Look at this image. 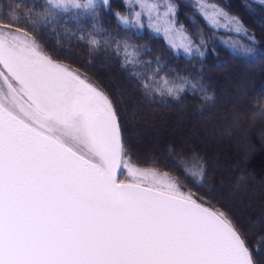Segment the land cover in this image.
<instances>
[{"label":"snow or ice","instance_id":"6c2138e0","mask_svg":"<svg viewBox=\"0 0 264 264\" xmlns=\"http://www.w3.org/2000/svg\"><path fill=\"white\" fill-rule=\"evenodd\" d=\"M51 3L96 7V0ZM137 3L149 28L191 52V41L175 28V5L165 0L161 16L158 5ZM210 7L200 11L213 25L223 16L236 32H247L236 17ZM135 16L139 24L141 12ZM21 32L27 36L0 21V264H254L227 214L176 182L138 181L156 173L124 157L120 117L108 95L41 54ZM161 91L177 95L183 87ZM122 169L128 182L119 178ZM192 174L202 178L203 169Z\"/></svg>","mask_w":264,"mask_h":264},{"label":"trees","instance_id":"16d2710c","mask_svg":"<svg viewBox=\"0 0 264 264\" xmlns=\"http://www.w3.org/2000/svg\"><path fill=\"white\" fill-rule=\"evenodd\" d=\"M131 1L65 10L51 0H0V21L25 29L44 54L107 94L120 117L124 157L167 173L227 214L254 264H264V0H167L199 46L193 55L175 51ZM207 2L247 32L214 27L200 11ZM176 86L183 91L162 94ZM201 168L202 178L192 174Z\"/></svg>","mask_w":264,"mask_h":264},{"label":"rangeland","instance_id":"374dc122","mask_svg":"<svg viewBox=\"0 0 264 264\" xmlns=\"http://www.w3.org/2000/svg\"><path fill=\"white\" fill-rule=\"evenodd\" d=\"M207 1H209V0H207ZM78 2H80V0H78ZM131 2H133V3H136V4H139V3H137V0H135V1H131ZM144 2H145V4L146 5H151V4H156V5H158V8H159V13H160V15L162 16L163 15V13H164V11L166 10V7H167V4L165 3V2H160V0H144ZM210 2V1H209ZM209 4V5H208ZM140 5V4H139ZM211 5H216L217 7H219L217 4H215V3H208L207 2V4L205 5V7H206V10H208V11H211ZM61 6H63V7H65L64 5H61ZM69 6H72L71 4H68L66 7H69ZM220 8V7H219ZM143 11H144V14L147 16L148 14H147V11L145 10V9H143ZM141 12V11H140ZM141 15H142V12H141ZM141 17V16H140ZM139 17V18H140ZM149 17V16H148ZM150 19V18H149ZM168 19H173V16L170 14L169 15V17H168ZM174 19H175V28L176 29H178V30H181L182 32H183V35L184 36H186L187 38H188V40H190L191 41V44H190V47H191V52H185L182 48H180V49H178V48H173L170 44H169V42H168V38L164 35V33H163V31H161V32H159V34L160 35H162V36H164L165 37V39H166V41L168 42V44L175 50V51H177V52H180V53H184V54H186V55H193L194 53H196V52H198L199 51V46H198V44L194 41V39H193V37L191 36V34L187 31V29L185 28V26L182 24V23H180L178 20H177V17H176V15L174 16ZM151 20L153 21V22H155L156 21V14L154 13L153 15H152V17H151ZM217 21H218V23L217 24H215L214 25V27H216L217 29H219V28H222V29H227V30H234L235 31V25L234 24H232V23H229L226 19H225V17H223V16H218L217 17ZM165 25H164V23H163V21H161V28H163ZM156 32V31H155ZM17 35H20V36H22L25 40H27L29 43H32V44H34V45H36L34 42H33V40H31L30 38H29V36H24V33L23 32H21V33H17ZM182 37H177V39H178V41H179V39H181ZM232 43H233V45L235 46V47H237V48H239V49H243L244 47H243V44H242V42L240 41V40H238V39H233L232 40ZM37 46V45H36ZM37 50L39 51V52H41V54H43V55H45V56H47L46 54H44L39 48H38V46H37ZM48 57V56H47ZM49 59H51L50 57H48ZM52 60V59H51ZM53 62H56V63H59V64H61V65H63V66H65V67H67L69 70H71V71H73V72H76L74 69H72V68H70V67H68V66H66L65 64H62V63H60V62H57V61H54V60H52ZM0 70H2V69H0ZM76 73H78V72H76ZM80 76H81V78H83V79H86L90 84H92L94 87H97L94 83H92L91 81H89L87 78H85L84 76H82L80 73H78ZM98 88V87H97ZM99 90H101L100 88H98ZM261 136H263L264 137V135L262 134ZM264 143V139L261 141V143ZM144 170H146L147 172H149V173H152V172H154V173H156V175H152V174H149V175H145V176H140V177H137L138 178V180H142L143 182L145 181V182H147L148 184H151V183H154L155 185H158V184H160V183H162V182H164V183H166V182H176L173 178H171L170 176H164L162 173H160V175H163L164 177L162 178L160 175H158L159 174V172H157V171H154V170H151V169H144ZM158 173V174H157ZM164 180V181H163ZM149 182H151V183H149ZM177 183V182H176ZM179 185V184H178ZM180 186V188H181V190L182 191H184L185 193H191L190 191H188V190H185L181 185H179ZM192 194V193H191ZM195 196V195H194ZM196 197V196H195ZM197 198V197H196Z\"/></svg>","mask_w":264,"mask_h":264},{"label":"flooded vegetation","instance_id":"af4514ba","mask_svg":"<svg viewBox=\"0 0 264 264\" xmlns=\"http://www.w3.org/2000/svg\"><path fill=\"white\" fill-rule=\"evenodd\" d=\"M126 177H127V175L126 174H124L123 173V169L121 170V174H119V178L121 179V180H125V182H128L127 181V179H126ZM137 180H138V178H137ZM138 181H140V182H142L144 185H149V186H151V185H155L154 183H151V182H149V183H151V184H148L147 182H143L142 180H138Z\"/></svg>","mask_w":264,"mask_h":264}]
</instances>
